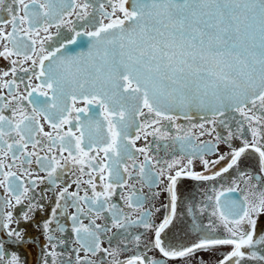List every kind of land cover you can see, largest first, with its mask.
Wrapping results in <instances>:
<instances>
[{
    "label": "snow or ice",
    "instance_id": "6c2138e0",
    "mask_svg": "<svg viewBox=\"0 0 264 264\" xmlns=\"http://www.w3.org/2000/svg\"><path fill=\"white\" fill-rule=\"evenodd\" d=\"M107 2L112 11L109 13L104 9V4H99L97 10L103 19H98L88 11L89 7H96L91 0H11L7 5L6 0H0V10L6 11L9 17L0 19V48L3 49L0 50V57L23 58L13 59V65L30 61L31 69L23 71L30 70L37 80L42 81L30 91L26 90V95L13 93L11 101L0 104V190L3 192L0 195V229L5 232V237L0 238V264H26L20 253L12 250L34 243L26 230L19 227L22 223L31 224L45 236L46 248L49 250L41 253L40 264H55L52 257L57 253L50 233L53 223L60 231L64 230L56 219L57 209L66 212L69 200L73 201L77 213L82 211L79 200L88 203L97 215L105 210L112 212L113 226L125 228L127 225L121 222L119 207L113 204L106 208V205L115 194L114 186L124 179L119 160L123 155H132V148L136 140L141 138V133L145 139L149 135L166 139L169 133L160 125L163 121L178 119L181 112L185 118L191 119L190 113H210L214 117H223L229 110L239 113L243 118L236 122V135L243 140L242 146L233 149L227 156L221 155L217 160L209 161L203 158L204 155L215 152L217 146L207 142L193 148L191 152H184L188 156L187 163L182 158H162L154 161V165H160L158 170L153 171L150 167L147 172L145 165L153 162L152 158L145 155V165L139 166L140 174L150 186L163 183L165 179L168 181L165 191L169 194L170 214L158 226L151 222L150 210L142 211L138 221L129 223L152 229L155 233L152 247L168 260L209 264L198 254H212L222 247L230 246L231 251L225 253L224 258L216 264H264V227L257 231V221L264 215V189L261 188H256L251 197L246 195L242 200L229 201L226 212L213 211L212 216L217 219H210L207 225H197L194 231L201 235L190 243L176 245L170 242L165 246L161 239V234L176 216V188L181 178L215 180L236 167L249 149L258 153L260 170L264 172V145L260 143L264 140L261 132L264 128V0ZM72 15L85 22L83 31L76 30L69 19ZM104 20L108 22L104 23ZM65 25H72L74 36H65L67 43H61L54 51L45 49V41L51 39L50 29L55 27L59 30ZM41 32L48 35L41 38ZM81 36L91 38L90 41H82V46L89 47L87 61L83 59L84 53L75 56L62 53V49L75 44L76 38ZM45 61H48L47 65ZM11 71L14 75L16 67ZM8 75V72L2 74L3 77ZM13 85H16L15 79H0V87L11 89ZM41 88L53 93L50 104L40 99V96H47V92L33 96ZM67 99L72 101L71 110ZM3 100L4 97L0 96V101ZM77 100L89 106H99L101 111L88 117V121L95 124L97 132L106 126L108 138L101 139L99 135L90 134L85 145L84 133L77 136L73 132V119L79 122L80 114L89 111L87 107H75ZM24 101L34 105L31 113L24 108ZM257 106L261 110L260 114L252 115ZM9 107L11 116L4 115V109ZM73 112L76 113L75 117L72 116ZM38 116L43 117L52 132L44 131ZM208 122L215 124L214 120ZM245 122L251 131V143L245 138ZM220 123L228 126L224 120ZM65 125H69L66 132L63 131ZM133 125L134 136L131 135ZM200 127L203 128V125ZM177 129L179 131V126ZM41 134L50 141L49 153L52 147H56L59 158L55 154L40 156L35 151L41 145V141L35 137ZM233 135L230 130L224 142L229 143ZM174 139L180 141L182 151L185 144L191 143L190 136L177 135ZM221 139L218 135L217 140ZM29 144L33 151H28ZM164 147L167 149V145ZM136 151L146 153L148 149ZM64 152H67V156L63 155ZM101 152L112 163H93ZM34 156L40 169L46 173L45 177H40L28 168H24L19 175L12 170L31 165ZM196 158L201 160L206 172L210 165L214 167L225 159L229 162L220 170L205 174L192 170ZM85 168L98 172L101 180L109 181L103 185L104 191H95L93 177L87 173V183L91 186L93 196H88L87 192L84 197L79 196V186L83 183L79 178L73 180L77 191L69 192V184L58 193L55 192L63 172L74 170L85 174ZM124 171H128L127 167ZM239 175L243 177L245 172L241 171ZM45 182L51 186L56 201L49 217L40 222L35 219V215L37 212L43 213L45 205L40 200H46L47 189L36 192V188ZM145 199L138 196L132 201L129 197L128 207L142 209ZM20 206L23 207L16 215L13 211H5L6 208ZM70 218L78 239L91 238V243L87 245L89 252L93 255L97 251L109 256L117 255V251L100 248L96 232L83 225L79 215ZM124 219L127 220V217ZM92 224L93 229L100 228L94 221ZM81 232L85 234L84 237H81ZM135 241L138 246L140 236H136ZM6 244L9 246L7 249ZM77 262L94 264L87 258L81 261L79 257ZM114 264H159V261L137 254L125 261H115Z\"/></svg>",
    "mask_w": 264,
    "mask_h": 264
},
{
    "label": "flooded vegetation",
    "instance_id": "af4514ba",
    "mask_svg": "<svg viewBox=\"0 0 264 264\" xmlns=\"http://www.w3.org/2000/svg\"><path fill=\"white\" fill-rule=\"evenodd\" d=\"M11 0H6V5L10 4ZM91 3L96 7H89L88 11L90 14L96 15L98 19H103L99 11L97 10L99 4H104V9L109 13L112 11L107 0H91ZM119 15V13H118ZM8 13L4 10H0V19H8ZM76 27L77 31H83L84 21L77 20L75 15L69 17ZM107 20H104V23H107ZM72 25L62 26L59 30L52 27L50 29L51 39L46 40L44 43V48L48 51H54L61 43H67L65 36H74V33L71 32ZM8 30L11 28L9 26ZM93 30V29H89ZM59 32V34H58ZM45 34L41 32V38ZM88 38L87 36L77 37L76 41ZM71 45V44H69ZM68 45V46H69ZM11 47V45H9ZM39 48V45H37ZM0 50H3L0 48ZM63 50V49H62ZM59 53H57L58 55ZM13 59H20L22 57H12L5 58L0 57V79L11 81L15 79L16 85H13L11 89L0 87V96L4 97L3 101H0V104L11 101V96L13 93L24 94L26 95V90L30 91L31 88L37 87L42 83L41 80H37L36 77L29 70L28 72L23 71V69H31V62L20 63L17 65L12 64ZM45 64H48V61H45ZM16 67V73L13 75L11 69ZM3 72H8L7 77H3ZM40 92H47V96H40ZM53 93L47 88H41L39 91L33 93V96H40L41 100H47L49 104L51 103ZM31 99V98H30ZM14 103V102H13ZM67 104L71 110L72 101L67 99ZM24 108L31 113V109L34 105L29 104L28 101L23 102ZM11 107V105H10ZM9 108L4 109L3 114L11 116V110ZM77 108L87 107L89 111L87 113L80 114V121L77 122L73 119V132L77 136L84 133V143H88L89 135H99L101 139L108 138L109 133L107 127H103L97 132L95 124L88 121V117L95 116L99 113L101 109L98 105H86L82 100H77L75 103ZM251 107V106H249ZM259 106L256 109H253L252 115L260 114ZM76 113L73 112L72 116L75 117ZM39 123L44 126L45 132H52L50 125L43 119L42 116L37 117ZM102 119V117H101ZM136 119L142 120V118L137 117ZM214 120L215 124L209 123L208 121ZM224 120L225 124L228 126L225 127L224 124H221L220 121ZM243 118L239 113L234 111L225 112L223 117L219 116H195L191 119L185 117H179L173 122L163 121L160 125L165 129L169 135L166 139H161L159 137H153L149 135L147 139L144 138L141 133V138L136 140L135 146L132 148V155H123L119 160V168L123 176V181L119 185L114 186V195H112L106 205V208L111 207L115 204L119 207L122 212L121 222L125 223L127 226L125 228H116L113 226L112 212L107 210L100 212L99 215L96 214L95 209H90L89 204L84 200H79L78 203L81 208V213H77L76 207L73 206V201H68V207L66 212H62L60 209H57V217L60 225L63 226V231L59 230V227L53 223V231L50 233L54 238L55 248L54 251L57 253L56 256L52 257L55 261V264H78L77 258L84 260L87 258L94 262V264H114L115 261H125L127 258L133 255H144L149 259H155L159 261V264H187V261L182 260H168L162 256L158 249L152 247V242L155 239V233L152 229H145L143 226L136 223H129L132 221H138L142 211L151 212V222L154 225H159L163 218L166 215L170 214V208L168 205L169 194L165 191V186L168 181L165 179L163 183H158L156 186H150L146 179L140 174V165H145V155L152 158V164L145 165V172L151 167L153 171L159 169L160 165H154L155 160L166 159L170 160L173 157L182 158L184 163H187L188 156L184 154L185 151L191 152L193 148H196L204 143L211 142L217 146L216 151L212 153H207L204 155V159L209 161H214L219 158L221 155L227 156L233 149L239 148L243 144L241 138H237L236 129L237 121H242ZM203 125V128L200 127ZM179 126V131L177 129ZM256 125H253L255 127ZM69 125H65L63 131L68 130ZM245 138L251 143L252 136L251 131L249 130V125L245 122ZM214 128V131L212 130ZM234 133L233 137L230 139L229 143H225L224 140L228 139L229 131ZM150 131V130H149ZM262 134H264V128L261 129ZM55 135V133H53ZM131 135H135V125L131 130ZM190 136L191 143L185 144L184 150L181 149L180 141L174 139L175 136ZM220 136L222 139L217 140V136ZM35 139L41 141L43 150H41V145H38L36 150L40 156H49L57 155V158L60 157V153L56 147H52L51 153L48 149L50 147V141L47 137L41 134L40 136L35 137ZM260 143L264 145V140H261ZM164 145H167L165 149ZM146 148L148 151L146 153L137 152L136 149ZM28 151H33L31 144H29ZM95 154V148L92 153ZM64 156H67V152L63 153ZM31 165H24L20 168H13V171H17L18 175L22 174L24 168H28L30 171L37 173L40 177H45L46 173L42 171L39 165L36 163V157H32ZM10 162V161H8ZM228 159L220 161L214 167L209 166V170L206 172L201 160L196 158L193 160L192 170L196 172H201L205 174H211L222 167L226 166ZM19 162L17 161V164ZM93 163H103L110 164L111 160L104 157L103 152L100 153L99 157ZM135 166V167H134ZM127 167L128 171H124ZM245 172V175L241 177L239 172ZM90 173L93 177L94 183L96 185L95 191L102 192L104 191L103 185L109 182L107 179L101 180L98 172H91V169L85 168V174H81L78 171L67 170L63 172L58 181V187H56L55 192L58 193L64 186L71 185L69 187V192L77 191V185L73 183V180L79 178L83 183L79 186V196L84 197L85 192L88 196H93V191L91 186L87 183ZM107 177V171L104 173ZM253 179H249V177ZM256 188L264 189V172L260 170L259 156L258 153H255L251 149L247 151L240 159L238 165L233 169H230L229 172L223 173L222 176L217 177L215 180L210 181H195L189 178H181L177 183V205H176V216L173 218L172 224L161 234V239L167 246L170 242L176 245L188 244L191 241L195 240L197 236L201 235L200 232L194 231L197 225H207L209 220H216L217 217L212 216V212L216 211H227L228 202L231 200H242L244 196L251 197L253 191ZM47 189L46 200H40L41 204H44L43 213L37 212L35 219L37 221H44L49 217L51 210L55 207L56 195L51 190V186L45 182L40 184L36 188V192H42ZM232 189V191H229ZM153 193H158L159 195L153 196ZM0 195H3L2 190H0ZM141 197L145 199L142 209L129 208V197L132 198V201H135L136 197ZM217 199L219 203L217 204ZM27 203V202H25ZM21 207H16L14 209L6 208L5 211H13L14 215L20 213ZM158 209V211H157ZM72 215H79V220L83 225L88 226L90 229L96 232V235L99 237V245L101 249H108L111 251H117L116 256H109L103 251H97L94 255L87 250V245L91 243V238L86 237L84 240L77 238V233L73 230V221L71 220ZM127 217V220L124 218ZM95 222L96 225H100L99 229H93L92 222ZM78 226V225H77ZM13 227H16L13 224ZM19 227L26 230V234L29 237H32L34 243L30 245H25L20 248H13V251H18L22 257V260L26 264H40L41 253L43 251H48L45 243V236L41 235L40 231L37 230L31 224H20ZM264 227V215H261L257 221V231ZM81 237H84L83 232L80 233ZM140 236L139 245L135 241V237ZM5 237L4 230L0 229V238ZM6 249L9 247L6 244ZM246 252L247 249H244ZM231 251L230 246L222 247L219 251L207 254L199 253V256H203L205 260L209 261V264H216L217 261L224 258L225 253ZM253 264V262H249Z\"/></svg>",
    "mask_w": 264,
    "mask_h": 264
},
{
    "label": "water",
    "instance_id": "95a60500",
    "mask_svg": "<svg viewBox=\"0 0 264 264\" xmlns=\"http://www.w3.org/2000/svg\"><path fill=\"white\" fill-rule=\"evenodd\" d=\"M90 40H91L90 37L82 38V39L76 41L75 44H71V45L67 46V48L62 50V53L66 54V55H73V56L78 55L80 53H84L83 59L87 61V59H88L87 54L89 52V47L88 46H82V41H90ZM60 54L61 53H59L58 55H60ZM229 111H231V110H229ZM206 115H211V114L210 113H208V114H205V113H190L191 117L206 116ZM179 117H184V114L182 112L179 113Z\"/></svg>",
    "mask_w": 264,
    "mask_h": 264
}]
</instances>
